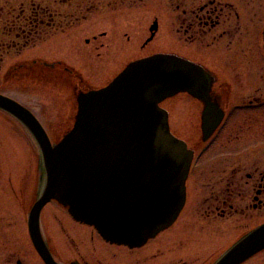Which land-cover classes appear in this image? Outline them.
Segmentation results:
<instances>
[{"label":"flooded vegetation","instance_id":"flooded-vegetation-1","mask_svg":"<svg viewBox=\"0 0 264 264\" xmlns=\"http://www.w3.org/2000/svg\"><path fill=\"white\" fill-rule=\"evenodd\" d=\"M146 20L150 22L140 24ZM156 55L201 70L221 114L205 138L204 112L192 109L187 124L191 136L177 137L192 153L183 213L194 219L161 233L170 237L171 251L161 243L154 251L146 249L156 239L130 248L106 242L96 233L101 248L112 252L105 258L97 252L89 264H215L264 227V0H0V95L32 113L53 144L51 131L67 134L73 129L80 96L109 86L131 64ZM51 83L61 85L60 107L55 108L50 96L57 95L46 87ZM10 85L36 86L34 95L40 100L31 105L2 90ZM259 85L260 91L254 89ZM243 116L252 118L240 120ZM15 182L9 175L0 178L1 190L16 202ZM1 201L0 264H34V258L45 264L30 234L29 215L23 250L24 236L13 220L17 205L3 209ZM227 225L238 230L228 240ZM246 228L251 230L243 233ZM40 231L54 262L62 264L41 225ZM209 237L219 239L210 246L215 250L211 256L204 252ZM241 264H264V249Z\"/></svg>","mask_w":264,"mask_h":264},{"label":"water","instance_id":"water-1","mask_svg":"<svg viewBox=\"0 0 264 264\" xmlns=\"http://www.w3.org/2000/svg\"><path fill=\"white\" fill-rule=\"evenodd\" d=\"M209 91V78L189 63L167 55L140 60L108 87L80 96L73 129L56 145L27 109L0 96V109L29 131L44 161L46 185L28 224L45 264L56 263L41 237L40 214L53 200L105 240L129 247L144 245L175 221L192 153L170 133L159 105L179 93L203 101L207 138L221 119ZM263 249L264 227L216 264H241Z\"/></svg>","mask_w":264,"mask_h":264},{"label":"rangeland","instance_id":"rangeland-1","mask_svg":"<svg viewBox=\"0 0 264 264\" xmlns=\"http://www.w3.org/2000/svg\"><path fill=\"white\" fill-rule=\"evenodd\" d=\"M132 12L133 11H131V13ZM140 13H142L141 10ZM126 19L128 18L126 17ZM128 20H130V23L134 22L132 21L133 15H130ZM146 22H150V20L142 21L140 22V24ZM45 86L46 85H44V87ZM46 87H49L50 90L54 93V95H57V96H53V94H51L52 96H50L54 101L55 108L60 107L61 105L59 99L62 96L60 90L61 85L51 83ZM237 88L238 86L235 89ZM254 89L260 91L262 89V86L259 85L257 87H254ZM2 90L11 95L18 96L19 99H21L22 101L27 100L26 102L28 103L30 102L31 105H35L34 99L40 100L37 99L36 96L34 95L36 92V86L34 88L33 86L30 85H24V86L10 85L6 87L3 86ZM236 93H239L240 95L241 91L236 90ZM29 95L35 96V98H32V96ZM43 100L44 99L42 98L41 101ZM160 107L168 113L169 126L173 135L176 137L182 135V138H185L186 136L190 137L191 133L193 132V130H191L192 128L191 129L190 127L187 128V124H190V117H189L190 111H192V109H195V112L197 110L198 113V109L202 110L203 112L205 109V105L202 102L188 96H180V95L164 101ZM56 111H57L56 113H58L57 109ZM252 116H254V114H252ZM252 116L250 117L243 116L242 119L240 120L250 119L252 118ZM257 118L259 123L262 122V117L259 116ZM44 122L47 125L52 124L51 120H49V118H46L45 120V117H44ZM242 124L248 125L250 123L242 122ZM189 129L191 131H188ZM49 135L56 144V142H58L65 135V133L51 131ZM6 175L11 176L13 178V181H16L15 183L18 184L19 189H17V201H16L17 203H16L13 200L12 195L5 193L0 188V198L2 200L1 201L2 208L5 209L4 206L6 205H12V206L17 205V210L14 209L15 214L13 220H15L16 223L18 224L19 236H24L22 238L23 239L22 248L24 250L26 246L25 245L26 235H24L25 223L27 221L28 215L30 214L33 205L36 203L37 199L43 193L44 187L46 185V173H45L44 161L42 159L41 151L37 143L34 141L33 137L30 135V133L19 122H15L14 120L11 119V117L5 116V114H1L0 112V178L1 180ZM0 185L3 186V184ZM184 208L185 207L182 208L175 221L169 227L159 232L154 238L150 239V241L154 239L156 240L149 243L146 249L154 251L155 245L161 243V245H164L163 247L165 249L168 248L169 251H171L170 246H168L170 245V243H168L170 237L168 239V236L161 235V233L170 229L175 223H177V225L175 226L178 227L181 226L180 223L182 221H186V220L189 221L194 219V218L192 219L190 215L186 217V215H188L189 212L183 213ZM69 216L74 221H76L71 216V214L67 212L66 208H62L61 204L54 201L51 202L45 208L40 223V225L44 229L45 232L44 234L49 241L50 247L53 249L56 257L62 264H89V262H91V260L97 254V252L102 254L104 258L106 253L112 252L110 248L109 249L101 248V243L98 239L100 234L98 232H95L94 230L95 232L94 234L92 229H88L80 225L78 226V224L74 223V221ZM197 224L200 225L198 222ZM235 226L236 225L228 227L229 231H228V236L226 235L227 236L226 240L229 239V236L232 233L238 231L234 228ZM174 229H176V227ZM249 230H251V228H246L245 230L242 231L243 233H246ZM218 240H219L218 237H214V238L209 237L204 239V242L206 243L209 241V243L207 244V246H209V250L208 251L204 250V252L210 254L211 256V254L214 253L215 250L210 248V246H212L214 243H217ZM116 252H120L118 254L120 255L123 251L122 252L116 251ZM215 254H217V251ZM123 258L124 257L118 256L116 259L120 260ZM131 258H132L131 261L135 262L134 258L133 257ZM34 261H35L34 264H39L37 259L34 258ZM92 262H94V260ZM138 263L140 264L139 260Z\"/></svg>","mask_w":264,"mask_h":264}]
</instances>
